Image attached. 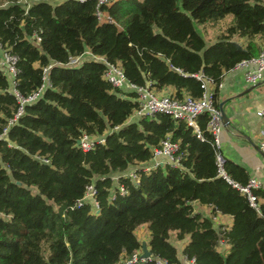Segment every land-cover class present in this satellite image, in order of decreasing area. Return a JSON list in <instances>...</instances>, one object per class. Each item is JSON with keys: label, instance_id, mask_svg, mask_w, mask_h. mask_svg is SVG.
<instances>
[{"label": "trees", "instance_id": "trees-1", "mask_svg": "<svg viewBox=\"0 0 264 264\" xmlns=\"http://www.w3.org/2000/svg\"><path fill=\"white\" fill-rule=\"evenodd\" d=\"M95 8V0H0V57L3 50L18 57L14 86L0 68V264H126L141 250L135 230L144 223L151 257L131 264H264V206H250L234 185L247 183L243 167L224 160L229 181L220 172L208 114L196 119L200 137L164 113L130 119L136 94L106 81L101 61L67 65L89 51L119 64L131 83L199 97L196 74L218 84L259 54L264 0H112L102 7L110 21H99ZM227 17L207 44L197 25L218 27ZM48 65L40 97L9 123L19 106L13 87L32 94ZM82 133L104 141L83 151ZM166 137L178 144L179 163L144 170ZM132 169L137 181L122 175ZM89 184L95 209L90 200L77 205ZM217 213L231 225L216 224ZM172 234L187 239L181 250Z\"/></svg>", "mask_w": 264, "mask_h": 264}, {"label": "built area", "instance_id": "built-area-1", "mask_svg": "<svg viewBox=\"0 0 264 264\" xmlns=\"http://www.w3.org/2000/svg\"><path fill=\"white\" fill-rule=\"evenodd\" d=\"M84 1V0H79ZM96 8L95 15L99 21H110V17L107 15L105 10L102 8L104 5L110 4L112 0H95ZM39 38H37L38 40ZM84 54V53H83ZM82 55L71 57L67 63V65H76L79 64L82 59H84ZM89 59L101 61L105 65V70L103 73V77L106 81H108L113 87L119 88L122 92H134L136 94V99L138 101V106L133 111L131 118L140 117V116H152L156 113H164L171 116L174 119H179L184 121L188 126L192 127L196 132L197 136L200 137V132L198 130L197 125V117L200 114L207 113L209 118L206 124L207 131L212 135L213 143L219 151V139L218 134L223 126V122L221 119V111L219 106L216 105L215 99V90L220 86V82L215 84L214 81L203 75L202 73L196 74V78L200 80V87L202 89V93L199 97H193L190 95H184L181 98H177L170 94H158L154 88H152L148 83L145 85H136L134 83L129 82L123 73L121 66L117 63L108 62L105 57L92 55ZM17 55L3 50L0 57V68H4L12 82V86L15 85V78L18 72L17 68ZM50 65L43 67V76L42 79L44 83L32 94L24 97L20 95L17 90L13 87V94L15 95L18 101V109L14 113L13 117L9 119V123H13L16 121L18 116L22 113L23 105L25 103H30L40 97L42 91L44 90L46 84V73ZM234 67H244V78L250 84H257L264 72V45L260 50L257 56L243 59L238 62ZM124 95V94H122ZM256 116L260 119L263 124V128L261 131V141L259 143V148L264 149V99L259 109L255 112ZM6 129L0 134V139L4 136ZM79 147L83 151H87L94 146L95 142H103V137H99L95 139L89 136L86 133H82L78 138ZM180 156L178 154V144L176 142L171 141L168 137L164 138L160 141L159 145L153 149V154L150 162L143 167L144 170H149L152 168H156L159 166H164L167 164L177 165L179 163ZM217 164L220 168V172L225 177L221 166L223 164V158L218 152L217 156ZM133 178V180H138V175L135 170L126 174ZM226 180H228L225 177ZM229 181V180H228ZM242 193L246 194L247 199L249 201L250 206L258 209L259 204L257 202V196L253 193L254 189L260 188L261 184L255 178H249L245 185L234 184ZM119 193L123 194L125 189L122 185L119 186ZM114 195H111L113 198ZM85 200H90L93 208H97V201L95 200V189L89 184L86 187V192L84 196L77 200V205H80ZM219 243H223L220 241ZM141 250L132 254V256L126 260V264H131L135 262L137 259L145 260L148 258H142L140 256ZM157 264H167L165 261L161 259L156 260Z\"/></svg>", "mask_w": 264, "mask_h": 264}, {"label": "crops", "instance_id": "crops-1", "mask_svg": "<svg viewBox=\"0 0 264 264\" xmlns=\"http://www.w3.org/2000/svg\"><path fill=\"white\" fill-rule=\"evenodd\" d=\"M19 1L27 3L30 0ZM61 1L54 0L55 3ZM90 56L89 51L83 54L84 59H89ZM244 72V67H233L225 71L216 90L218 105L223 102L222 109L228 117V124L223 123L218 134V148L223 160H229L243 167L249 178H255L261 184L258 189L264 191V149L259 148L263 124L255 114L264 99V72L257 84L248 83L244 78ZM174 93L175 89L171 86L158 91V94L173 95ZM257 202L264 206V196H257ZM192 204L196 211L211 216L210 207L201 205L197 201H193ZM212 217L216 224H222L224 227H229L232 223L230 215L217 213ZM142 241L149 249L148 236ZM186 241L187 239L175 244L179 245L181 250ZM227 249L228 245L225 242L218 245V250L226 252Z\"/></svg>", "mask_w": 264, "mask_h": 264}, {"label": "rangeland", "instance_id": "rangeland-1", "mask_svg": "<svg viewBox=\"0 0 264 264\" xmlns=\"http://www.w3.org/2000/svg\"><path fill=\"white\" fill-rule=\"evenodd\" d=\"M230 16V15H229ZM231 17H227L225 18L223 21H221V23L218 24V27H206V28H203V27H200L199 28V25H197V29L200 31V33H202L203 37L205 38L206 40V43L209 44L211 43L212 41H214L215 37L217 36V31L219 30L218 28L222 27L227 21L230 20ZM202 28V29H201ZM144 166V165H143ZM133 168H135L136 166H132ZM137 168V167H136ZM135 169H132L130 172L134 171ZM128 171L126 172H123L122 175H125L128 174L127 173ZM117 176L118 174H115L113 175V179H117ZM148 229H147V224H140L136 230H135V233L137 235V237L139 238V240L142 242V239H144L145 237L147 238L148 236ZM171 241L174 242V243H177L178 241L175 239V235L172 234L171 236ZM178 247H180L178 245Z\"/></svg>", "mask_w": 264, "mask_h": 264}, {"label": "water", "instance_id": "water-1", "mask_svg": "<svg viewBox=\"0 0 264 264\" xmlns=\"http://www.w3.org/2000/svg\"><path fill=\"white\" fill-rule=\"evenodd\" d=\"M223 102L219 104V108L221 111V119L224 124H228V117L226 116L224 110L222 109ZM76 145H79V140L76 139ZM142 258H148L151 256L150 250L147 248V245L144 241L141 242V254Z\"/></svg>", "mask_w": 264, "mask_h": 264}]
</instances>
